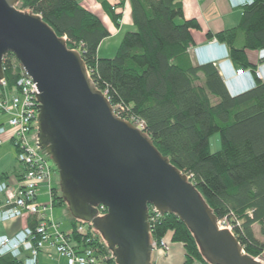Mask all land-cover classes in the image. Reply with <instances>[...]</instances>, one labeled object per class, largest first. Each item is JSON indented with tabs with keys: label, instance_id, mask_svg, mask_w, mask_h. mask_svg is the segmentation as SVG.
<instances>
[{
	"label": "trees",
	"instance_id": "1",
	"mask_svg": "<svg viewBox=\"0 0 264 264\" xmlns=\"http://www.w3.org/2000/svg\"><path fill=\"white\" fill-rule=\"evenodd\" d=\"M120 26L125 1L112 5L98 0ZM135 30L127 31L112 57H99L103 40L111 36L102 19L79 0H19L16 8L39 14L70 49L80 51L95 85L126 119L144 121V132L162 155L190 177V181L226 221L245 253H264V80L239 95L229 92L217 64H195L196 19L185 18L182 0H128ZM227 46L237 69H256L247 50L264 48V0L245 6L238 26L207 34ZM9 91H14L24 69L13 53L3 62ZM123 108V109H122ZM219 134L221 149L211 151L210 139ZM21 180L24 173L20 176ZM53 206L68 204L59 185L51 188ZM151 216L152 239L159 243L171 234L185 249L184 264H211L202 254L188 226L175 212ZM69 210V208H68ZM107 212V209L104 213ZM35 216L28 217L35 226ZM80 224L85 232H78ZM258 227L259 237L255 232ZM81 247H91L98 264H117L107 242L91 223L72 217L68 233ZM0 264H25L23 257L0 256Z\"/></svg>",
	"mask_w": 264,
	"mask_h": 264
},
{
	"label": "water",
	"instance_id": "2",
	"mask_svg": "<svg viewBox=\"0 0 264 264\" xmlns=\"http://www.w3.org/2000/svg\"><path fill=\"white\" fill-rule=\"evenodd\" d=\"M0 0V80L13 53L36 82L38 144L59 173L72 217L99 231L117 264H153L150 209L175 212L211 264H264L223 228L190 177L152 138L116 115L80 51L68 48L39 14ZM103 205L107 213L99 215Z\"/></svg>",
	"mask_w": 264,
	"mask_h": 264
},
{
	"label": "built area",
	"instance_id": "3",
	"mask_svg": "<svg viewBox=\"0 0 264 264\" xmlns=\"http://www.w3.org/2000/svg\"><path fill=\"white\" fill-rule=\"evenodd\" d=\"M128 2V0H124ZM253 2V0H251ZM227 58L228 52L226 53ZM261 62L255 70L235 69L230 59L228 60L229 69L226 64H221L220 68L226 77L230 87L233 79L247 77L251 80L252 87L255 86L256 78H264V48L259 51ZM230 74V76H226ZM233 78V79H231ZM36 82L24 70L17 81L15 93L8 89L7 82L0 80V115H8L7 121L12 129L11 142L17 149L19 162L24 165V177L17 187L11 186L6 180L0 181V199L4 204L0 208V221L9 222L15 219H24L35 216L38 220L36 225H25L14 235H0V256L10 254L13 257H23L25 264H40L39 255L46 247L54 248L56 253L67 260V264H98L99 257L96 250L91 247H81L76 243L72 236L59 230V224L50 221L45 215L48 207L52 208L51 202L45 205L37 203L38 187L42 183L51 184L54 167L50 156L40 148L38 144V114L40 104ZM116 115L124 120L132 122L135 126L144 131V121L141 119H126L121 115V111L113 107ZM123 109V108H122ZM5 125L0 126V146L5 142L3 136L6 134ZM50 187V195H51ZM107 208L103 205L98 207L99 215L103 216ZM153 213H160L153 207ZM154 217L150 213V224ZM227 224L226 221H223ZM219 224L223 228H229L220 220ZM230 226V225H229ZM231 227V226H230ZM230 229V228H229ZM86 226L80 224L78 232H85ZM155 249L160 246L168 248V243L162 239L159 243L153 240ZM260 258V257H259Z\"/></svg>",
	"mask_w": 264,
	"mask_h": 264
},
{
	"label": "crops",
	"instance_id": "4",
	"mask_svg": "<svg viewBox=\"0 0 264 264\" xmlns=\"http://www.w3.org/2000/svg\"><path fill=\"white\" fill-rule=\"evenodd\" d=\"M112 5L120 4V0H108ZM80 3L97 14L108 28L111 36L103 40L99 47L98 55L99 57H112L117 51L118 46L109 43L107 49H105V44L113 38H118L121 36L126 29L130 31L135 30V26L132 19V9L130 1L125 2L123 6H119L118 11L122 12V19L120 26H116L104 8L98 0H85ZM185 18L196 19L200 23V29L193 31V36L195 40V45L191 48L190 53L195 64L203 65L207 63H215L218 65L220 74L223 77L225 84L232 96L239 95L252 89L251 80L247 77H240L233 79L232 87L227 83L226 77L223 75L220 65L226 64L227 69L228 60L227 58V46L215 39L209 40L207 34L209 32L217 33L227 29L234 28L239 25L243 10L245 6L251 4V0H182ZM118 40V39H116ZM113 46V47H112ZM103 50L105 54H101ZM260 49L247 50L249 61L258 65L261 62L259 57ZM237 69L236 67H234ZM264 80V78H263ZM7 119L5 117L0 118V126L6 125ZM12 129L7 128L6 134L3 136L4 141L10 146H0V181L6 180L11 186L17 187L21 181V175L24 173L25 168L16 161V152L13 143L11 142ZM4 144V143H3ZM50 192V191H49ZM4 201L0 199V208L3 206ZM28 223V218L15 219L9 222L0 221V235H14L20 231ZM255 232L259 235L258 227L255 226ZM171 239V235L169 240ZM176 245L171 244L170 248H174ZM175 256L171 255H155L153 257V264H172ZM40 264H67V260L64 257L59 256L54 248L46 247L40 252L39 255Z\"/></svg>",
	"mask_w": 264,
	"mask_h": 264
},
{
	"label": "rangeland",
	"instance_id": "5",
	"mask_svg": "<svg viewBox=\"0 0 264 264\" xmlns=\"http://www.w3.org/2000/svg\"><path fill=\"white\" fill-rule=\"evenodd\" d=\"M79 1L84 2L85 0H79ZM127 31H130V29H126V31H124V33H122L120 37L116 38L118 40L113 38V39L109 40L108 42H106L105 49H107V45L109 43L114 45V47H115V45L119 47V44H120L124 34ZM103 52L104 51L101 50V54H105ZM11 92L15 93L17 91H15V92L11 91ZM1 117H5L7 119V121L9 119L8 115H0V118ZM5 127L6 128H10L8 123H6ZM37 131H38V128H37ZM4 145L5 146H10V144L7 143V140L2 145V148L5 147ZM210 146H211V151L212 152H217V151H219L221 149V140H220V135L219 134H215V135H213L211 137ZM13 147H15L14 144H13ZM14 149H16V147ZM17 154H16V161H18V163L20 165H23L21 162H19ZM51 161H52V159H51ZM53 167H54V172H53V176L51 178L50 186L46 182V183L40 184L39 187H38L37 203H39L40 205H45V204L49 205V203L51 202V195H50V192H49L50 191V187H57L59 185V173H58V170H57L56 166L54 165V163H53ZM150 213H151V210H150ZM45 215L48 217V219L50 221H53L54 223L59 224V230L60 231L65 232V233H69L71 231V229H72V215H71L70 211L68 210V208H66L64 206H53L52 208L48 207L46 212H45ZM221 222L224 225H227V227H229L232 230V228L228 224H225L223 221H221ZM170 235L171 234H168L166 236V238H165V240L168 243V248L164 249V248H162L160 246H157L155 251H154V253H155V255H159V253H160V255H168V254H169V256H171V255L173 256L174 255L175 258L173 259L172 264H184V262H185V249H184V247H183V245L181 243L172 242L171 239L169 240ZM258 236L261 237L260 235H258ZM171 244H174L176 246L171 249L170 248ZM260 258L264 262V253L260 256Z\"/></svg>",
	"mask_w": 264,
	"mask_h": 264
},
{
	"label": "bare ground",
	"instance_id": "6",
	"mask_svg": "<svg viewBox=\"0 0 264 264\" xmlns=\"http://www.w3.org/2000/svg\"><path fill=\"white\" fill-rule=\"evenodd\" d=\"M226 76L228 77V76H230V74H226Z\"/></svg>",
	"mask_w": 264,
	"mask_h": 264
}]
</instances>
